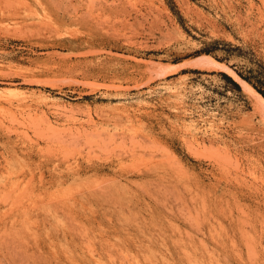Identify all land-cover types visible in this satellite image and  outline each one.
I'll return each mask as SVG.
<instances>
[{
  "label": "rangeland",
  "instance_id": "374dc122",
  "mask_svg": "<svg viewBox=\"0 0 264 264\" xmlns=\"http://www.w3.org/2000/svg\"><path fill=\"white\" fill-rule=\"evenodd\" d=\"M258 66L264 0H0V264H264Z\"/></svg>",
  "mask_w": 264,
  "mask_h": 264
},
{
  "label": "trees",
  "instance_id": "16d2710c",
  "mask_svg": "<svg viewBox=\"0 0 264 264\" xmlns=\"http://www.w3.org/2000/svg\"><path fill=\"white\" fill-rule=\"evenodd\" d=\"M212 44L215 45V42ZM210 45L201 49V53L209 54L216 49V46ZM218 61H221L220 58H215ZM236 74L249 83L263 98H264V70L261 66H258L257 70L248 69L245 71V74L235 71Z\"/></svg>",
  "mask_w": 264,
  "mask_h": 264
},
{
  "label": "bare ground",
  "instance_id": "6f19581e",
  "mask_svg": "<svg viewBox=\"0 0 264 264\" xmlns=\"http://www.w3.org/2000/svg\"><path fill=\"white\" fill-rule=\"evenodd\" d=\"M198 62L205 67H222L221 63H219L217 60L213 59L212 57H210L209 55H201L199 57H197ZM218 69V68H217ZM231 73V72H230ZM237 81H239L241 84H243V86L247 87L249 89V91L258 99V102L263 103L264 102V98L255 90L253 89L249 83H247L246 81H244L243 79L237 77L236 79ZM18 104H23L24 101L23 100H17ZM8 104H13L12 102H9ZM264 105V104H263ZM12 106V105H11ZM10 106V107H11ZM22 106V105H21ZM3 110V109H2ZM210 139V138H209ZM200 145V144H199ZM4 186V185H3ZM14 189V188H12ZM12 191V190H11ZM15 192V191H14ZM20 194V193H18ZM21 204V203H20Z\"/></svg>",
  "mask_w": 264,
  "mask_h": 264
}]
</instances>
